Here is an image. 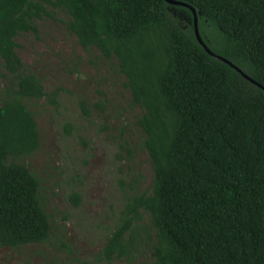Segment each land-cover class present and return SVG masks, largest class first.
Masks as SVG:
<instances>
[{
  "label": "trees",
  "instance_id": "1",
  "mask_svg": "<svg viewBox=\"0 0 264 264\" xmlns=\"http://www.w3.org/2000/svg\"><path fill=\"white\" fill-rule=\"evenodd\" d=\"M179 1L196 11L210 51L264 87V0ZM45 5L67 14L80 47L117 63L140 110L151 189L126 198L105 257L133 262L147 248L139 264H264V89L204 50L189 7L164 0H0V246L51 232L40 179L17 162L39 145L27 101L57 103L16 52Z\"/></svg>",
  "mask_w": 264,
  "mask_h": 264
},
{
  "label": "rangeland",
  "instance_id": "2",
  "mask_svg": "<svg viewBox=\"0 0 264 264\" xmlns=\"http://www.w3.org/2000/svg\"><path fill=\"white\" fill-rule=\"evenodd\" d=\"M35 20L37 33L15 38L26 70L42 78L50 97L27 101L39 130L38 148L20 157L40 179L50 216L47 241L12 249L0 246V264H139L150 260L145 248L133 262L103 254L126 198L151 189L152 171L142 151V135L117 63L84 50L67 29L69 17L45 5ZM1 72V69H0ZM6 80L0 77V102ZM73 194L80 195L74 205ZM144 228L149 225L144 217Z\"/></svg>",
  "mask_w": 264,
  "mask_h": 264
},
{
  "label": "water",
  "instance_id": "3",
  "mask_svg": "<svg viewBox=\"0 0 264 264\" xmlns=\"http://www.w3.org/2000/svg\"><path fill=\"white\" fill-rule=\"evenodd\" d=\"M166 3H168V4H170V5H184V6H187V7H189L190 8V10L192 11V14H193V23H194V35H195V38H196V40H197V42L204 48V50L210 55V56H212V57H214V58H216V59H219V60H221V61H223V62H225V63H229L230 64V62H228L226 59H224V58H222V57H220V56H218V55H215V54H213L211 51H210V49L204 44V42L202 41V39H201V37H200V34H199V31H198V26H197V13H196V11L192 8V7H190V6H188V5H186V4H184L183 2H181V1H179V0H164ZM236 71H238L239 73H241V75H243V77L244 78H246L247 80H249L250 82H252V83H254V84H256V85H258L259 87H262V86H260L259 84H257V83H255L252 79H250L248 76H246L239 68H237L236 66H234V65H232V64H230ZM263 89H264V87H262Z\"/></svg>",
  "mask_w": 264,
  "mask_h": 264
}]
</instances>
